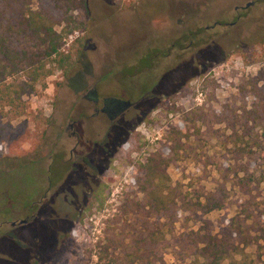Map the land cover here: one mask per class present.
Listing matches in <instances>:
<instances>
[{
	"label": "rangeland",
	"instance_id": "1",
	"mask_svg": "<svg viewBox=\"0 0 264 264\" xmlns=\"http://www.w3.org/2000/svg\"><path fill=\"white\" fill-rule=\"evenodd\" d=\"M73 16L80 26L63 46L69 77L56 70L44 88L0 111V264H119L120 233L139 225L135 217L123 223L118 208L160 147L178 207L173 223L161 220L158 256L203 264L190 236L204 220L223 228L246 200L235 172L264 179V161L231 152L232 126L264 146V113L254 121L245 114L264 71V0H86ZM105 101L132 105L110 118ZM223 111L229 122L218 123ZM169 128L180 130L177 154L167 152ZM226 165L227 205L187 210L182 201L202 202L221 182L215 168ZM251 187L247 203L264 209V181ZM95 191L103 205L88 210ZM244 251L260 264L256 246Z\"/></svg>",
	"mask_w": 264,
	"mask_h": 264
},
{
	"label": "trees",
	"instance_id": "2",
	"mask_svg": "<svg viewBox=\"0 0 264 264\" xmlns=\"http://www.w3.org/2000/svg\"><path fill=\"white\" fill-rule=\"evenodd\" d=\"M81 9L86 10V0H0V111L3 112L8 106L16 108L15 102L23 95L33 93L37 87L44 88L45 79L56 70L69 77L71 56L63 49L64 40L79 28L73 14ZM263 75L264 71H260L252 83L253 100L250 109L245 111L253 121L264 113V96L261 95L264 84L259 86ZM219 117L218 123H224L225 119L229 122L227 111ZM230 121L234 124L233 119ZM231 128V152L236 157L233 160L239 159L237 157L245 153L246 160L256 156L264 161L262 140L251 136L243 127L240 129L245 132L242 136L234 126ZM179 133L177 128L166 131V140L170 141L167 152L177 154L183 149L184 145L177 136ZM137 145L140 146L138 141ZM163 151L160 147L139 165L142 174L135 176L133 180L135 191L118 208L120 215L126 218L122 220L120 216L116 223L122 220L126 224L129 217H135L139 225L136 229L128 223L123 231L121 229L122 236L118 240L120 246L114 245L113 240H110L108 248L116 246L122 253L118 257L119 264H165L158 256L161 220L167 219L173 223L178 196L166 184L165 168L169 160L164 158ZM228 168L229 165L224 170L217 166L215 169L220 173L221 182L215 190L202 195V202L198 199L188 202L183 200L182 203L188 205L186 209L196 207L197 211L207 214L226 206L227 189L224 184L228 177ZM242 171V177L235 172V185L246 200L241 198L235 205L236 214L223 228H212L211 223L204 220L202 226L190 236L203 264H254L244 259V250L249 246H256L257 259L260 264H264V209L259 210L258 206H252L254 201L250 199L251 205L247 203V198L253 195L252 190L256 189L251 185H258L264 179L258 180L253 171ZM99 194L98 191L93 192L87 204L88 210L94 202L99 203L98 209L102 207L104 198ZM138 195L141 198H137ZM249 219L252 220L251 223L248 222ZM104 249L107 252V247Z\"/></svg>",
	"mask_w": 264,
	"mask_h": 264
},
{
	"label": "flooded vegetation",
	"instance_id": "3",
	"mask_svg": "<svg viewBox=\"0 0 264 264\" xmlns=\"http://www.w3.org/2000/svg\"><path fill=\"white\" fill-rule=\"evenodd\" d=\"M132 105V103L130 102H119V101H108V102H104V106L101 108V112H107L108 114H110V118H112L113 115H115L116 113L122 111L123 109H125L126 107H130ZM34 217V216H32ZM27 220H23L21 222V224L26 223ZM14 225V224H12Z\"/></svg>",
	"mask_w": 264,
	"mask_h": 264
},
{
	"label": "water",
	"instance_id": "4",
	"mask_svg": "<svg viewBox=\"0 0 264 264\" xmlns=\"http://www.w3.org/2000/svg\"><path fill=\"white\" fill-rule=\"evenodd\" d=\"M250 5H251V3H248V4H246V6H245V7L247 8V7H249Z\"/></svg>",
	"mask_w": 264,
	"mask_h": 264
}]
</instances>
